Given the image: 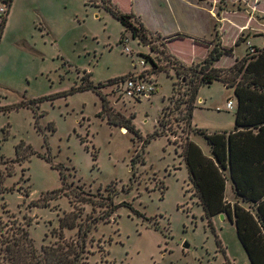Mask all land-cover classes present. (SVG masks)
<instances>
[{
  "label": "rangeland",
  "instance_id": "rangeland-1",
  "mask_svg": "<svg viewBox=\"0 0 264 264\" xmlns=\"http://www.w3.org/2000/svg\"><path fill=\"white\" fill-rule=\"evenodd\" d=\"M110 3L144 24L158 54L126 31ZM215 46L234 49L217 68L263 49L264 0H12L0 26V264L28 261L25 231L37 253L75 247L87 231L83 264L248 261L229 220L208 225L181 155L190 139L210 156L194 128L233 130L234 89L200 87L191 130L174 111L190 78L176 74L174 60L194 66ZM244 71L264 86V56ZM132 74L151 77L157 92L123 94L116 80ZM84 77L101 84L99 94L73 93ZM130 121L137 133L123 127ZM110 194L118 208L108 217ZM226 195L236 202L230 183ZM65 216L73 229L62 227ZM8 244L13 258L4 259Z\"/></svg>",
  "mask_w": 264,
  "mask_h": 264
},
{
  "label": "trees",
  "instance_id": "trees-1",
  "mask_svg": "<svg viewBox=\"0 0 264 264\" xmlns=\"http://www.w3.org/2000/svg\"><path fill=\"white\" fill-rule=\"evenodd\" d=\"M3 1L4 4H7L9 10L12 0ZM107 10L126 27V31L130 32L133 38H138L141 43L150 46L151 51L155 54L159 53L158 49L153 45L155 37L150 36L147 28L134 14H123L111 3ZM6 20L7 16L1 21V29L5 26ZM183 37L192 38L187 35H183ZM170 38L167 39L165 37V40H172ZM241 40V38L238 39L236 45ZM162 46L164 47V45ZM252 50L254 51L252 55H246L241 60L236 59L235 63L229 68H217L216 63L225 55L234 56L232 54L234 53L233 48L221 49L215 46L210 50L208 57L204 61L191 67L174 60L176 74L190 77L182 89L184 90V93H182L184 100L179 104L180 107L178 105L177 107L179 108H175L174 111L178 115L176 121L184 122L191 130L193 128V114L197 108L200 87L221 82L225 86L234 89L237 99V110L233 130L230 132L208 133L194 128L192 132L204 137L207 141L210 148V156L207 157L203 150L190 139L183 144L181 155L189 173L193 195L202 207L204 217L209 223L208 225L213 229L212 220L221 214H225L235 225L237 237L246 252L250 264H264V86L256 83L254 74L244 71L245 66L249 62L264 56V48L253 47ZM145 59L152 64V70H160V67L149 55L145 56ZM87 76L90 77L91 74L88 73ZM128 79L143 80L156 84L155 80H152L151 77H144L143 74H132L126 78L116 80V82L122 85ZM100 85L97 86L92 81H87L84 77L82 85L73 88L72 91L75 93L92 90L99 94ZM176 87L177 85L174 87V91L177 90ZM123 94H126V90ZM144 95L141 94L136 97ZM167 123V121L161 119L159 124L161 127H165ZM123 127L128 132L137 133L132 122L131 125ZM155 136L159 135L155 134ZM147 144H149V141H145L143 147H147ZM141 157L142 155L139 154L136 160ZM134 169H132L133 172ZM228 183L231 184L236 198L233 206L226 199ZM112 198V194H110L106 200L110 202V205H107L109 209L108 217L112 214L111 212H115L118 208ZM101 206L105 207L104 204ZM74 222V219L65 216V219L62 220V227L73 229ZM81 233V228H79V236ZM85 233H83L81 245H79L81 241H78L75 247L68 246L67 250L60 246H42L40 252L37 253L35 250L37 247L32 239H29V235L25 231L23 234L27 242L26 245L30 249L29 259L25 264H83L86 249L84 243ZM218 243L220 245L219 241ZM10 246L8 244L6 247V252L8 253L4 259L7 257L13 258ZM10 264L14 263L11 262Z\"/></svg>",
  "mask_w": 264,
  "mask_h": 264
},
{
  "label": "built area",
  "instance_id": "built-area-1",
  "mask_svg": "<svg viewBox=\"0 0 264 264\" xmlns=\"http://www.w3.org/2000/svg\"><path fill=\"white\" fill-rule=\"evenodd\" d=\"M8 14L7 4H0V19L3 20ZM126 95L129 97H136L141 94L150 95L157 92V86L153 82L128 79L125 83ZM227 109H234V103L229 101L227 103Z\"/></svg>",
  "mask_w": 264,
  "mask_h": 264
},
{
  "label": "crops",
  "instance_id": "crops-1",
  "mask_svg": "<svg viewBox=\"0 0 264 264\" xmlns=\"http://www.w3.org/2000/svg\"><path fill=\"white\" fill-rule=\"evenodd\" d=\"M10 6H11V4H10ZM200 9H202L201 7H199ZM10 9V8H9ZM203 10H205V9H203ZM226 199H227V201L229 202V203H231L232 204V206L234 205V202L233 201H230L229 199H228V197H227V195H226ZM220 216V215H219ZM218 216V217H219ZM229 220L230 222H231V220H230V218H228V217H226L225 216V220ZM232 223V222H231ZM233 224V223H232ZM234 225V224H233ZM235 226V225H234ZM221 244V243H220ZM223 249V248H222ZM247 259H248V257H247ZM244 264H250V262H249V260L247 261V262H245Z\"/></svg>",
  "mask_w": 264,
  "mask_h": 264
},
{
  "label": "water",
  "instance_id": "water-1",
  "mask_svg": "<svg viewBox=\"0 0 264 264\" xmlns=\"http://www.w3.org/2000/svg\"><path fill=\"white\" fill-rule=\"evenodd\" d=\"M225 216H226L225 214H221V215H220V218H221L222 220H225ZM186 247H189V245H186Z\"/></svg>",
  "mask_w": 264,
  "mask_h": 264
}]
</instances>
